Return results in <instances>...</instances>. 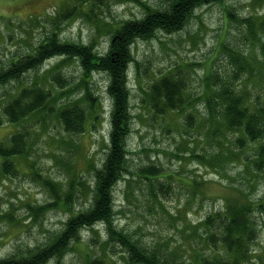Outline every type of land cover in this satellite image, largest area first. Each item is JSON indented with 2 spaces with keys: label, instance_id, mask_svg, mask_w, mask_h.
Instances as JSON below:
<instances>
[{
  "label": "rangeland",
  "instance_id": "obj_1",
  "mask_svg": "<svg viewBox=\"0 0 264 264\" xmlns=\"http://www.w3.org/2000/svg\"><path fill=\"white\" fill-rule=\"evenodd\" d=\"M171 1L103 0L79 10L72 0H0V58L9 63L33 54L55 31L63 41L91 45L104 55L125 21L167 9ZM74 6L75 15L60 21L59 15ZM262 18L264 0H216L197 6L181 30H159L131 46L138 62L128 75L133 118L125 138L126 169L112 188L110 219L116 231L173 255L179 264L208 248L202 234L210 213L243 204L252 205L259 229L247 264H264V172L253 169L259 142L249 141L241 130H229L222 107L208 101L220 79L234 80L237 93L252 107L264 101ZM173 72L185 78L187 111L152 108L153 82ZM59 74L65 83L52 80ZM35 83L51 92L49 107L19 123L3 116L0 125V144L7 145L14 133L26 135L25 153L7 159L0 155V258L52 242L72 214L90 207L94 168L110 152L113 101L106 72L86 76L79 58L50 57L21 80L0 85V114L21 87ZM86 89L96 97L94 111ZM74 102L87 116L78 133L67 131L57 115L59 103ZM212 107L218 110L215 119ZM189 114L193 118L187 119ZM239 138L245 139L243 145ZM4 161L13 172H5ZM149 164L161 168L152 182L141 172ZM79 235L61 264H85L91 258L131 264L120 246L107 244L104 224L85 226ZM48 264H57L56 259Z\"/></svg>",
  "mask_w": 264,
  "mask_h": 264
},
{
  "label": "trees",
  "instance_id": "obj_2",
  "mask_svg": "<svg viewBox=\"0 0 264 264\" xmlns=\"http://www.w3.org/2000/svg\"><path fill=\"white\" fill-rule=\"evenodd\" d=\"M72 1L81 10L83 5L100 3L103 0ZM214 1L216 0H172L167 9L152 10L141 19L127 20L112 34L109 50L104 55L95 53L91 45L63 41L55 31L37 44L33 54L20 56L9 63L0 58V85H4L11 81L21 80L26 72L39 68L50 57H77L81 61L86 76L94 71L108 74V91L113 101L110 152L102 165L94 168L95 179L91 206L72 214L52 242L31 248L26 253H13L1 257L0 264H48L51 259H56L57 264H61L62 258L72 244L80 239L81 228L97 223H102L106 227L108 236L105 241L107 244L120 246L129 263L179 264L173 255H164L163 252L155 247L147 246L135 236L132 237L123 231L115 230L110 219L113 214L112 188L120 179L121 172L125 168L124 163L127 162L128 150L125 138L131 129L133 118L128 75L131 64L138 63L131 50L132 44L139 38L153 37L159 30L167 33L181 30L197 6ZM75 9L74 6L62 12L59 15L60 21L75 15ZM260 27L264 34V18L260 21ZM239 69L244 72L245 64L243 63ZM58 76H51L52 80L57 82L63 79L60 74ZM212 76L217 81L216 74L213 73ZM218 81L220 82L217 83L216 93L209 97L208 101L210 100L217 107H222L220 115L229 130H241L249 141L259 142L253 169L256 172H264V101L252 107L250 100L245 99L244 94L237 93L234 80L220 79ZM62 82L65 83L64 80ZM186 89V81L181 73H166L154 81L151 86L150 106L155 109L168 107L172 110L187 111L184 106L188 97L184 94ZM84 95L89 101V109L94 111L96 97H93V93L88 89L84 91ZM51 97V92L37 83L21 87L2 106L0 125L5 121L3 116L8 122L19 123L33 113L48 108ZM64 104L59 103L57 115L65 129L72 133L84 131L87 117L85 109L78 102L67 106ZM209 111H212V118L218 117V110L215 107ZM189 118H193V115L189 114L187 119ZM94 119L98 118L94 117ZM238 142L243 145L245 139L239 138ZM25 152L26 135L22 132L12 134L7 145L0 144V155L6 159ZM3 169L7 173L14 170L13 165L7 161L3 162ZM141 172L144 174L143 177L152 182L161 174V168L155 164H149L143 167ZM261 209H264V201L261 202ZM252 212V205L243 204L229 205L226 209L210 213L203 222L204 232L202 234L208 248L197 251L193 260L182 259V264H247L251 247L256 242L259 230L257 221L252 218ZM85 264L106 263L101 258H91Z\"/></svg>",
  "mask_w": 264,
  "mask_h": 264
}]
</instances>
